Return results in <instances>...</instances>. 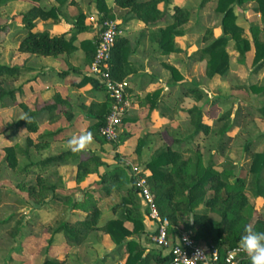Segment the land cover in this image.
<instances>
[{
	"label": "trees",
	"instance_id": "trees-1",
	"mask_svg": "<svg viewBox=\"0 0 264 264\" xmlns=\"http://www.w3.org/2000/svg\"><path fill=\"white\" fill-rule=\"evenodd\" d=\"M6 1L9 0H0V6ZM28 1L34 4L19 14L26 34L19 41L18 49L23 52L51 56L76 49L75 34L84 28V15L77 14L75 18L77 29L70 36L66 34L52 36L45 30L34 31L36 20L47 16H52L56 20L61 13V8L51 6L48 10H44L39 6L41 0ZM205 1L207 0L202 2ZM245 1L248 0H213L214 10L221 14V33L214 37L213 28L207 27L202 35V40L207 44L190 55L193 60H205V75L209 78L222 76L229 70L230 54L227 50L229 41H232V47L238 53V62L244 63L247 53L253 51L252 72L258 73L264 68V0H253L255 2L253 11L260 14L262 28L259 30L256 25L249 24L250 35L246 33L242 25L236 22L234 10L235 6ZM94 2L101 13L100 20L114 19L105 0H94ZM114 4L116 7L127 9L134 18L143 22L145 26H149L165 18L169 12L170 0H114ZM161 5L164 6L162 9ZM190 15L191 9L188 7L178 5L172 7L169 14L171 21L154 32L157 52L167 54L180 50L174 47L173 38L185 33V30L179 27L188 22ZM79 46L83 49L86 60L91 63L95 52V42L85 39L80 41ZM129 54L128 40L121 35L117 36L109 59L113 78L126 79L125 65ZM164 66L170 71L173 82L182 80V76L174 66L166 63ZM20 71L18 67L0 65L1 107L5 105L4 99L12 94L2 84L16 79ZM89 80L99 85L93 78L89 77ZM239 88L251 89L253 92L264 90L263 86L256 84H244ZM186 91L194 94L198 99L201 96L196 86L189 87ZM107 101L108 104L103 105L101 112L95 116V122L88 127V132L102 141L106 140L100 136L99 129L110 109L111 101L108 97ZM254 111L259 119L264 120V107L256 108ZM187 114L193 127V132L187 139L195 138L200 133L204 136L208 135L210 127L203 119L201 107L192 106L187 110ZM227 114L221 117H227ZM28 116L30 120H19L18 124L26 125L29 130H34L36 128L34 117L32 114ZM124 120L125 117L122 123ZM118 140H120L119 135L115 142ZM71 152L47 157L39 164L48 166L59 163ZM249 155L250 179L239 175L233 178L231 167L218 170L212 160L204 164L198 146L188 157L184 156L182 146L175 148L165 146L155 149L142 167L149 171L147 177L154 201L160 216L168 219L171 231L174 233L179 230L188 231L196 240L220 249L238 245L248 225L253 226L257 231H264V212L259 210V206L264 202V146L260 151H250ZM11 161L15 163L14 157ZM100 164H102L100 157L94 154L78 162L76 179L80 181L86 175L95 172L99 176L100 185L96 189L87 191L88 195L82 200H71L70 196L54 194L61 200L68 201L71 209L83 211L85 214L59 222L53 232L62 233L68 245L78 246L83 244L93 231H102L109 235L118 250L126 254L122 264H167L171 259L170 255H164L155 249L146 251L139 240L132 237H139L145 229L141 199L132 186L131 177L120 166L99 173L97 168ZM26 168L28 166H24V169ZM42 173V170L36 171V184L27 188L29 198L36 202H42L52 190V185L42 177ZM113 191L118 193L119 200L111 207V212H119V216L108 218L103 222L98 201L109 197ZM201 207L206 208L207 212H200ZM125 222H128L130 226H126ZM43 264H61V261L47 258ZM239 264H251L249 257L245 254V258Z\"/></svg>",
	"mask_w": 264,
	"mask_h": 264
},
{
	"label": "crops",
	"instance_id": "crops-1",
	"mask_svg": "<svg viewBox=\"0 0 264 264\" xmlns=\"http://www.w3.org/2000/svg\"><path fill=\"white\" fill-rule=\"evenodd\" d=\"M105 2L111 9L114 19L119 23L121 28L120 35L128 40L130 48V54L125 65V78L129 82L127 93L131 102V107L120 126L118 133L120 140H118L119 142L117 141L118 143H115L116 145H112L115 146V148H111L109 152H106L102 140L94 138L93 143L84 152H71L65 160L48 166H40L39 164L42 159L70 151L66 145L67 140L74 134L88 131V127L95 122V116L103 109V105L108 104L104 89L89 80L90 76L88 75V69L90 63L86 60L85 53L79 46L81 40L88 39L95 42L97 39L101 13L98 11L94 2L83 7L78 6V8H80V10L77 9L78 12L88 13L89 15H87L88 23L85 24L83 20L84 28H81L75 34L76 39L74 45H76V49L68 53L53 56L20 51L18 49L19 41L26 34V30L21 22V36L17 39L16 45L18 55L11 57L13 60L10 61L13 62V65L0 63V65H9L21 69L16 79L7 81L9 83V89L7 90L12 92L8 97L9 99L11 98V104L8 106V109L13 110V113H15V119L11 122V125L14 126V132L9 134L11 138L9 144L17 148L21 159L25 161L22 169L24 172L22 173L34 176L35 182H33V185L36 184V171L41 170L43 172L42 177L52 185V190H50L47 197L42 201H46L49 205H53L54 202L58 203L60 201L69 203L66 200H61L54 196V194L72 197L71 192H63L61 181L58 177L60 176V178L63 179L61 175L63 167L72 165L73 170L77 173L78 162L94 154L101 159L102 164L97 168L99 173L112 169L115 166H120L129 176V165L137 158L141 161H146L155 149L165 146L175 148L178 146L179 141L184 140L177 136V131L178 125H185L186 130L192 126L187 114L189 108L192 106L201 107L203 119L205 120V60H193L190 58V55L194 51L204 46V41L202 40L204 32H201L199 39L196 38L195 40L197 26L194 25L192 21L193 11L191 12L188 22L179 27L185 30V33L183 35L174 36L173 38L174 47L180 50L161 54L157 52L154 32L171 21L169 14H171V9L174 5L186 7V4L181 3V0H170L168 6L169 12L165 18L155 25L145 26L143 22L134 18L132 13L128 12L127 9L116 7L114 0H105ZM33 4L34 3L31 2L29 6L32 7ZM39 6L43 8L41 2ZM163 7V5L160 6L161 9ZM43 9L48 10L45 8ZM90 16H93L95 20L91 21L89 19ZM51 17L38 18L34 31L41 32L45 30L52 36L61 34L70 36L76 31L77 27L73 28V26H75V18L70 19V24H68L63 18L62 13L58 14L56 20L54 17ZM97 19L98 21H96ZM213 30L215 37V29ZM55 31L59 32L56 33ZM164 63L174 66L182 76V80L173 82L174 79L170 71L164 66ZM237 66L240 67L235 69L237 72H239V70L242 71L241 67L245 69L244 63H238ZM228 71H232L231 63ZM263 72L264 68L258 73L253 74L259 75ZM40 75H42V77L47 76L48 80L37 84ZM250 84H256V81ZM239 85L244 84L242 83ZM256 85L264 87V85L261 84ZM194 86L198 87L201 93L199 99L196 98L194 94L186 91L187 88ZM248 91L252 90L248 89ZM254 93L262 94V97H264V90ZM247 95L249 97V94ZM5 105L3 107H5ZM259 107H264V105L255 106L253 110ZM23 113L33 115L34 122L36 123V128L34 130H29L26 125L18 124L20 115ZM192 132L193 130L191 133ZM186 133L188 136L191 134L190 132ZM203 138L204 135L200 133L194 138V142L198 144L202 142ZM186 146L187 145H183L182 149ZM118 153H120V155H118ZM74 156H76V158H72ZM115 156L116 158L114 159L113 157ZM110 158L113 160L112 162H105L107 161L106 159ZM24 166H28V168L24 169ZM215 168L217 169L216 165ZM147 172L149 173V171ZM54 173H57L56 177ZM93 174L97 177L95 180L91 179ZM80 181L85 182L84 186L89 184L88 191L100 187L99 176L95 172L86 175ZM76 190L77 189H73L71 191ZM116 194L118 195L117 192L113 191L109 197L101 198L98 201V206L102 215L103 212L106 213V215L102 217L103 222L111 218L106 216L108 213H112V206L108 211H103L100 206L101 201L111 199ZM25 198L27 201L31 202L30 198L28 199L27 196ZM73 198L74 197H72L71 200L78 199ZM83 198L84 197L79 198L78 200H82ZM117 202L118 200L116 203ZM69 211V216L63 220L74 219L76 215L85 214L83 211L73 210L71 208H69ZM141 211L144 217L143 223L145 232L140 239H143V236H146L148 239V242H142L144 239L141 240V245L146 248V251L155 249L166 255L165 251L160 250L150 242L149 234L154 229L155 224L145 218L142 203ZM149 222L154 224L153 228L148 227ZM125 225L128 227L130 226L128 222H125ZM54 234L57 236V238L55 237L57 241H62L64 243L63 246L70 249L80 248L89 238L88 236L87 240L81 245L70 246L65 242L62 233ZM97 240L99 242L101 238L98 237ZM113 250L114 249H111L103 255L101 260L102 264H112L115 257L118 260L120 258L119 262L121 264L123 263L126 254L118 249L117 251L116 249L115 251ZM72 252L73 251H69V255H66V252L61 255H59V253L56 255H49L46 253L44 260L50 258L61 261V264H73L72 261L76 259H74ZM113 252L114 254H112Z\"/></svg>",
	"mask_w": 264,
	"mask_h": 264
},
{
	"label": "rangeland",
	"instance_id": "rangeland-1",
	"mask_svg": "<svg viewBox=\"0 0 264 264\" xmlns=\"http://www.w3.org/2000/svg\"><path fill=\"white\" fill-rule=\"evenodd\" d=\"M202 1L181 0V3L186 4V7L193 11L192 21L198 29L195 31V40L199 39L200 33L207 27L215 29V37L221 33L219 32L221 14L214 10L213 0ZM93 2L94 0H42L41 5L45 9L51 5L59 6L66 23L70 24V19L82 13L78 12L77 9L80 10L78 6L83 7ZM29 5L31 2L28 0H9L0 6V63L13 65V62H10L13 60L11 57L18 55L16 45L22 31L19 14L27 10ZM254 5L253 0H248L234 8L236 22L245 28L248 35H250L249 24L256 25L259 30L262 28L260 14L253 11ZM82 14L87 24L89 14ZM75 27L76 25L73 26ZM205 44L207 42H204ZM227 50L230 54L232 71H228L225 75L207 77L204 61V118L209 124L210 132L204 136L202 142L197 144L194 138H186L188 136L186 132L191 133L193 127L190 125L191 127L186 130L185 125H178L177 136L184 140L179 142L177 147L187 145L183 148V154L188 157L198 146L204 164L212 160L218 170L231 167L233 178L239 175L250 179L249 153L255 150L260 151L264 146V121L257 117L253 108L264 105V97L262 94L238 87H241L239 84L249 85L254 81L256 84L264 85V72L259 75L253 74V51L247 53L246 61H244L245 69L241 67L242 71L237 72L235 69L240 68L237 66L240 62L237 59L238 53L232 47V41H229ZM39 78L37 84L48 80L47 76L40 75ZM2 86L9 89L7 81ZM10 99L5 98V107L0 106V264H43L46 253L61 255L66 252V255H69V251H73L72 255L76 259L72 261L73 264H102L104 254L111 249H114L113 251L118 249L108 234L93 231L83 246L70 249L63 246L62 241H57V236L53 232L56 225L69 216V203L60 201L49 205L46 201L36 202L31 198V202L26 200V196L29 199L27 188L33 186L35 180L33 175L22 173L25 161L21 159L17 148L9 144L11 139L9 134L14 132L11 122L15 119L13 110L8 109L11 104ZM225 113H228V116L222 118L221 116ZM103 142L106 152L115 148L112 145H116V142ZM12 157L15 159L14 164L11 161ZM113 158L115 159L116 156ZM106 160L105 162L113 161L111 158ZM144 162L137 158L131 164L142 166ZM56 174L54 173L55 177ZM61 175L63 179L58 177L63 192H71L73 199L88 195L89 184L84 186L85 182L76 179L72 165L63 167ZM96 178L95 174L91 177L94 180ZM73 189L77 190L71 191ZM117 200L119 198L116 194L111 199L101 201L100 206L103 211H108ZM259 210L264 212V202L259 206ZM199 211L207 212V209L201 207ZM105 215L106 213L103 212L102 217ZM117 216L119 212L108 213L106 217ZM148 227L153 228L154 224L149 222ZM143 234L132 237L140 243L143 239L142 242H148L146 236L140 239ZM98 237L101 238L99 242ZM119 260L115 257L112 264H121Z\"/></svg>",
	"mask_w": 264,
	"mask_h": 264
},
{
	"label": "built area",
	"instance_id": "built-area-1",
	"mask_svg": "<svg viewBox=\"0 0 264 264\" xmlns=\"http://www.w3.org/2000/svg\"><path fill=\"white\" fill-rule=\"evenodd\" d=\"M89 19L95 20L93 16ZM98 26L95 52L89 65L88 75L104 89L111 101L109 112L99 129L100 136L108 142H115L122 119L131 107L127 93L129 82L126 79L113 78L109 64L112 47L116 37L121 34L119 23L115 19H99ZM148 174L142 166L129 165V176L132 179V186L140 196L144 216L155 224L149 234L150 242L171 256L167 264H239L245 258V253L239 249L238 245L220 249L196 240L188 231L179 230L175 233L171 231L168 219L162 218L159 214ZM197 249H202L204 255L192 259Z\"/></svg>",
	"mask_w": 264,
	"mask_h": 264
},
{
	"label": "clouds",
	"instance_id": "clouds-1",
	"mask_svg": "<svg viewBox=\"0 0 264 264\" xmlns=\"http://www.w3.org/2000/svg\"><path fill=\"white\" fill-rule=\"evenodd\" d=\"M19 119L28 121L30 117L27 113H23ZM93 141V134L88 131H83L71 136L67 140L66 145L68 150L74 153H80L86 151ZM238 247L249 257L251 264H264V231H257L251 225L246 226L244 234L239 240ZM202 255H204L203 250L197 249L192 259Z\"/></svg>",
	"mask_w": 264,
	"mask_h": 264
}]
</instances>
